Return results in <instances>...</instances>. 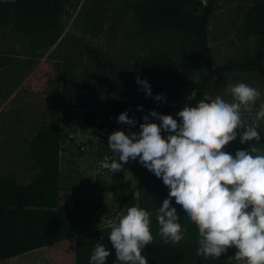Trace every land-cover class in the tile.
<instances>
[{
  "label": "rangeland",
  "instance_id": "1",
  "mask_svg": "<svg viewBox=\"0 0 264 264\" xmlns=\"http://www.w3.org/2000/svg\"><path fill=\"white\" fill-rule=\"evenodd\" d=\"M136 1L62 0L58 24L47 31L0 25V179L30 182L41 171L36 154L40 135L58 126L62 132L60 202L90 201L98 208L95 229L105 235L112 234L107 215L118 216L120 222L127 210L140 204L137 183L149 169L152 136L127 124L130 140L144 156L132 157L123 152L126 142L117 143L118 169L105 171L99 168L104 156L97 143L98 129H81L77 121L108 100L126 97L135 68L153 50L161 49L178 60L184 56L180 33H150L141 28ZM260 4L264 0H216L209 23L215 66L255 52L256 38L247 32L246 22ZM207 72L197 69L189 77L201 81ZM194 94L191 86L184 88L177 113L190 109ZM208 107L207 115L221 136L219 159L244 168L232 193L239 264H264V164L253 167L243 153L250 141L264 140V76L257 71L218 74L210 85ZM149 117L168 145L184 149L194 143L182 133L183 125L159 122L153 114ZM165 174L167 181L180 180L177 184H183L181 178L192 179V190L201 195L226 186H201L195 170L186 174L175 167ZM98 181L115 190L101 193ZM192 195L182 190L176 196L185 215L198 212L200 202ZM167 202L161 197L160 208L145 219L166 215ZM201 203L209 206L207 200ZM75 243V239L64 240L5 263L75 264Z\"/></svg>",
  "mask_w": 264,
  "mask_h": 264
},
{
  "label": "trees",
  "instance_id": "2",
  "mask_svg": "<svg viewBox=\"0 0 264 264\" xmlns=\"http://www.w3.org/2000/svg\"><path fill=\"white\" fill-rule=\"evenodd\" d=\"M62 3L0 0V25H15L25 32L50 30L58 24ZM215 3L216 0H137L141 28L150 33H180L184 56L178 60L161 49L153 50L135 68L126 97L108 100L77 121L81 129H98L102 157H121L114 152L120 142L128 146L123 148L124 153L144 156L141 147L130 140L127 124L151 133L149 169L137 183L140 204L127 210L120 222L109 226V235L95 229L99 223L98 208L90 201L81 198L73 205L61 204L62 132L58 126L51 128L38 140L36 154L41 171L28 183L0 179V264L68 239L76 242L75 264H239L232 193L244 168L219 159L221 136L207 115L208 98L210 85L220 73L257 71L264 76V4L250 12L246 22L247 32L256 38L255 52L215 66L209 39ZM202 68L208 72L201 81L189 77L192 71ZM187 86L195 94L190 109L180 114L176 109ZM150 114L159 122L183 125L182 133L195 139L192 146L181 149L168 145L157 133ZM208 120L209 125L203 126ZM243 153L253 167L264 164V140L250 141ZM175 167L183 173L195 170L202 184L226 186L196 200L200 202L198 212L194 210L182 218L180 227L168 224L166 215L146 220L161 206V185L180 182L164 178L165 170ZM120 177L123 179L124 174ZM181 181L190 184L186 196L193 194V199L201 195L192 190V179ZM158 187L160 190H156ZM97 188L115 190L101 181ZM203 200L209 206L201 203Z\"/></svg>",
  "mask_w": 264,
  "mask_h": 264
},
{
  "label": "crops",
  "instance_id": "3",
  "mask_svg": "<svg viewBox=\"0 0 264 264\" xmlns=\"http://www.w3.org/2000/svg\"><path fill=\"white\" fill-rule=\"evenodd\" d=\"M184 187H188V186H184L183 184H163L161 185V197L163 198L164 201H168L166 203L167 207L169 208L166 216H167V223L170 225H175V226H179V223L183 220L182 218H184L186 215L182 213V209H179L178 207L181 206V202L176 199V196L178 194V192L184 190ZM101 193H104L105 191H101L99 190ZM176 192V194H175ZM212 195V194H210ZM202 196V197H201ZM205 195H196L193 199L194 200H200L202 198H204ZM61 200V199H60ZM173 201H176L173 203ZM232 205H233V199H232ZM175 206V208L173 207ZM166 207V208H167Z\"/></svg>",
  "mask_w": 264,
  "mask_h": 264
},
{
  "label": "built area",
  "instance_id": "4",
  "mask_svg": "<svg viewBox=\"0 0 264 264\" xmlns=\"http://www.w3.org/2000/svg\"><path fill=\"white\" fill-rule=\"evenodd\" d=\"M209 123L210 120L205 121L203 123V126H208ZM119 158L120 156L118 154H107L99 161V168H102L103 170L108 169L110 171H116L118 169L117 161ZM184 173L187 172L184 171ZM205 184H209V183H203L200 185L204 187ZM106 220L108 221L107 227H109L118 221V216H116L115 219H113L111 215H107Z\"/></svg>",
  "mask_w": 264,
  "mask_h": 264
}]
</instances>
